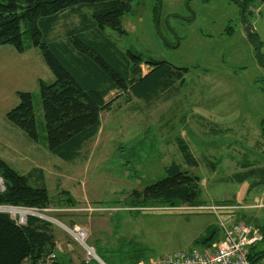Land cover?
<instances>
[{
  "label": "rangeland",
  "instance_id": "1",
  "mask_svg": "<svg viewBox=\"0 0 264 264\" xmlns=\"http://www.w3.org/2000/svg\"><path fill=\"white\" fill-rule=\"evenodd\" d=\"M260 3L261 14L255 10ZM122 20L121 33H107L120 49L141 56L143 73L150 69L148 60L185 72L173 90L149 104L112 91L97 134L70 162L47 148L38 81L51 82L53 75L39 50L26 33L22 53L0 46V157L22 174L40 168L49 193L47 208L17 209L51 222L57 240L72 245L87 264L99 262L65 227L84 230V242L103 264H113L118 249L94 241L111 237L110 230L120 243L132 237L137 245L132 250L144 249V258L160 257L183 248L195 234L193 225L183 223L172 230L178 216L207 210L159 203L136 208L131 192L162 178L164 167L176 162L199 177L205 202L227 198L229 205L249 207L228 209L224 227L241 222L264 231V187L249 190V181L228 180L242 170L241 163L264 166V64L257 58V53L264 57V1L252 0L242 12L232 0H136ZM247 26L257 30L260 39L253 40L259 48L247 39ZM17 91L32 94L37 141L6 120L18 103ZM177 137L198 159L197 168L183 164ZM128 249H120L119 262L129 260Z\"/></svg>",
  "mask_w": 264,
  "mask_h": 264
},
{
  "label": "trees",
  "instance_id": "2",
  "mask_svg": "<svg viewBox=\"0 0 264 264\" xmlns=\"http://www.w3.org/2000/svg\"><path fill=\"white\" fill-rule=\"evenodd\" d=\"M136 0H0V46H12L18 53L25 49L26 33L31 46L39 50L53 75V81H38L45 139L49 152L63 161H73L98 132L101 114L111 108L112 92H122L145 104L151 103L160 92L173 90L185 68L164 61L148 60V72L143 73L144 60L140 55L120 49L107 31L122 32L123 16L130 12ZM237 2L238 0H232ZM245 9V3L240 2ZM251 38L256 47L257 43ZM259 48V47H258ZM258 61L264 57L257 53ZM18 103L6 113V120L32 141L39 138L32 94L17 91ZM183 164L197 168L199 161L180 138L175 139ZM241 171L228 176L235 183L249 181L248 189L264 186V166L241 163ZM165 175L131 192L135 206L205 204L197 175L171 162L164 167ZM0 174L5 190L0 193V205L41 210L49 205V193L40 168L22 174L0 157ZM264 196V195H263ZM264 198V197H263ZM230 204L219 201L215 204ZM138 209L134 213H138ZM260 230V229H259ZM262 241L264 239V231ZM218 230L208 227L195 243L207 248L214 244ZM262 241L259 243L261 244ZM258 244V245H259ZM127 245L133 264L144 258V249L134 242ZM250 248L248 258L253 264L264 258V249ZM49 254H53L49 257ZM97 254V253H96ZM99 255V254H98ZM99 257L104 261L101 255ZM106 263V262H105ZM0 264H64L56 251L54 228L51 222L27 215L18 223L6 212H0ZM107 264V263H106Z\"/></svg>",
  "mask_w": 264,
  "mask_h": 264
},
{
  "label": "built area",
  "instance_id": "3",
  "mask_svg": "<svg viewBox=\"0 0 264 264\" xmlns=\"http://www.w3.org/2000/svg\"><path fill=\"white\" fill-rule=\"evenodd\" d=\"M5 190V182L0 174V193ZM17 206L0 205V212H6L18 223H24L27 215H21L20 211H26L24 208L17 209ZM197 208V207H196ZM197 209L216 211L224 209V206L210 205L199 206ZM20 215L19 218L16 214ZM15 214V215H14ZM66 230L74 234L83 244L89 255L93 259L100 261L92 247L85 242L86 233L84 230L74 227ZM222 237L209 248L177 250L167 253L161 257L148 258L140 260L133 264H253L249 261L248 254L251 247L257 246L262 241V233L254 226L241 222L234 223L230 227L222 225ZM52 257V256H51ZM101 262V261H100ZM256 264H264L262 262Z\"/></svg>",
  "mask_w": 264,
  "mask_h": 264
},
{
  "label": "crops",
  "instance_id": "4",
  "mask_svg": "<svg viewBox=\"0 0 264 264\" xmlns=\"http://www.w3.org/2000/svg\"><path fill=\"white\" fill-rule=\"evenodd\" d=\"M241 1L243 3H245V8H246L252 0H241ZM259 1L262 2L264 0H259ZM237 2H239V1H237ZM261 5L262 4L260 3L258 8L255 9L256 12H258L259 14H261ZM249 12H251V11L249 10ZM251 33H253L255 36H257L259 38L258 32H257V30L254 27L251 28ZM259 41L262 43L261 40H259ZM262 187H264V186H262ZM263 195H264V192L262 193V196ZM219 201H227V198H222L220 200H217L216 202H219ZM231 201H232V199H231ZM263 204H264V198H263ZM210 205H219V204H215L214 202H210V203L205 202V204H202V206H204V207L205 206H210ZM220 205L224 206V209H219L217 211H212V210L200 211V212L197 211V212H193V213H190V214H184L182 216H178L177 222L173 224V227H172L173 229L172 230H174V228H176L177 226L181 227L182 223H183V226L185 224H187V227H189V228L191 227V225H193V229L195 230V234H193L188 240H186V242H187L186 246H183V248H178V249L191 250V249H195V248H197V249H203V248L205 249V248H207L206 246L203 247V245H197V243H195V241H196L197 238H200L203 235H205L206 230L210 226H213L215 229L218 230V235H217V238H216V240L214 242V243H217L222 237V229H223L222 225L224 226V223H228L230 221L228 219V215H227L226 211L228 209H230V208H233L234 210H236L237 208H241V209L249 208L247 206L238 205V203L237 204H233V205L222 203ZM197 207H199V206H197ZM189 208L195 209V207H189ZM196 215H197L198 219H194V220L191 219V217H194ZM100 218H103V217H100ZM250 226H252V225H250ZM190 229H192V228H190ZM258 229H260V228H258ZM54 234H55V231H54ZM110 234H111V237H109L107 239H105L106 236H104V234H103L104 238L95 239V241H94L95 244L96 245L100 244L102 246H108L109 250H113V251L118 249V250H116L117 252L114 253V255H112V258L110 260L111 263H113V264H126V263L131 262L130 258H129L128 261H126V259L125 260H121V262H119L117 260V259H120V258L116 257V255L119 254L120 251H121L120 248H121L122 243H120L121 241L119 242V240H121V237L116 238L114 235H112L113 233H112L111 230L109 231V235ZM131 239H132V237L128 238L127 242L131 241ZM55 243H56L57 255L59 256V259L61 261H63L64 264H87V263L82 261V257L77 255L78 253H76L74 251L72 245H69V244L62 245L61 240H57L56 234H55ZM255 248H256V250L258 248H259V250H263L264 249V239H263L262 243L257 245ZM123 251L125 252L124 248H123ZM102 254L105 255L104 253H102ZM163 255H161V256H163ZM61 256H63V258ZM126 257H127V255H126ZM100 261L103 264V261L102 260H100ZM100 261H98V262L100 263ZM95 262L98 263L97 261H95ZM260 262L264 263V258L262 260L258 261V263H260ZM88 264H90V263H88ZM91 264H93V263H91Z\"/></svg>",
  "mask_w": 264,
  "mask_h": 264
},
{
  "label": "water",
  "instance_id": "5",
  "mask_svg": "<svg viewBox=\"0 0 264 264\" xmlns=\"http://www.w3.org/2000/svg\"><path fill=\"white\" fill-rule=\"evenodd\" d=\"M238 3V5H240L241 7H242V12H244V7L241 5V3H239V2H237ZM242 22H243V24H244V19H242ZM245 32H246V35H247V39L249 40V42L250 43H253V41H252V38H251V27L250 26H247V27H245ZM177 44V43H176ZM254 44V43H253ZM256 47V46H255ZM257 48V47H256ZM257 52H258V50H257Z\"/></svg>",
  "mask_w": 264,
  "mask_h": 264
},
{
  "label": "bare ground",
  "instance_id": "6",
  "mask_svg": "<svg viewBox=\"0 0 264 264\" xmlns=\"http://www.w3.org/2000/svg\"><path fill=\"white\" fill-rule=\"evenodd\" d=\"M10 206V205H9ZM35 209V208H34ZM31 212L30 211H20V214L21 215H26V214H30ZM31 214H34V213H31ZM29 216V215H28Z\"/></svg>",
  "mask_w": 264,
  "mask_h": 264
},
{
  "label": "flooded vegetation",
  "instance_id": "7",
  "mask_svg": "<svg viewBox=\"0 0 264 264\" xmlns=\"http://www.w3.org/2000/svg\"><path fill=\"white\" fill-rule=\"evenodd\" d=\"M243 6V5H242ZM168 46H173V45H171V44H169V43H166Z\"/></svg>",
  "mask_w": 264,
  "mask_h": 264
}]
</instances>
